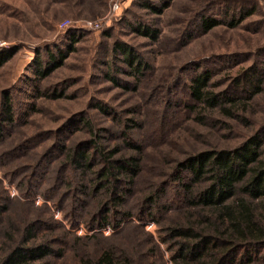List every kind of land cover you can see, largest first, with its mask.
<instances>
[{"label":"rangeland","instance_id":"obj_1","mask_svg":"<svg viewBox=\"0 0 264 264\" xmlns=\"http://www.w3.org/2000/svg\"><path fill=\"white\" fill-rule=\"evenodd\" d=\"M167 1L0 0V53L11 54L0 66V264L40 245L53 253L35 264H81L107 250L132 264H264L263 232L258 249L253 236L204 251L170 234L212 237L217 221L190 205L207 184L180 163L256 134L264 161V0H172L157 13ZM205 18L218 25L203 32ZM61 52L63 64L40 78L38 62ZM204 73L215 108L190 92ZM127 158L134 178L119 169ZM237 199L264 229V201ZM102 219L110 225L89 230ZM192 252L200 257L184 260Z\"/></svg>","mask_w":264,"mask_h":264},{"label":"trees","instance_id":"obj_2","mask_svg":"<svg viewBox=\"0 0 264 264\" xmlns=\"http://www.w3.org/2000/svg\"><path fill=\"white\" fill-rule=\"evenodd\" d=\"M171 1L169 0L167 3H164L162 9L156 12L158 13L167 9ZM217 25V21L205 18L202 20L201 27L203 32H206ZM77 32L69 31L67 35L72 43L77 42ZM153 38L156 37L154 36ZM70 49L72 50V47ZM9 53H0V66L9 60L11 56ZM124 54L127 56L126 62L134 68L135 72L141 74V71H143L141 68L142 63H138L135 66L136 60L132 52L130 53V51L127 52L125 50ZM65 59L66 57L63 52L59 54L50 53L47 60L38 62L36 73L39 74L40 78H46L52 71L59 68ZM209 81L210 75L207 73L195 77L190 92L193 98L201 105L215 108L218 105L219 97L208 91ZM6 111L9 114L10 105L8 104L6 105ZM262 146L263 140L259 134H256L234 150L203 152L179 164L180 167L190 172L192 183L207 184L199 193L191 195L189 198L190 205L210 209L213 212V216L211 217H214L217 221H215V226L212 224L209 227L213 230L212 237L206 235L207 237L203 239V233H193L192 230L194 229L189 227L171 229L170 234L172 238L193 237L194 240H201L197 248L200 251L201 249L204 251L210 246V243L215 245L230 242L232 246L241 239L246 241L247 239H252L250 237L256 236L255 240L254 238L252 239L254 240L252 246L257 249L260 248L259 243H261L260 239L262 236H258V234L264 233V229L259 230L255 226L254 217L251 215L249 207L241 200L239 201L237 196L244 194L253 201H264V161L260 159ZM81 159L84 160L85 157L80 156L79 160ZM79 160L76 158V163ZM118 165L122 173L131 178L136 177L138 174L135 158L124 159ZM177 174L173 178H176ZM148 201L151 202L152 199L149 198ZM107 220L95 221L87 227L89 230L102 228L110 225L111 222H107ZM120 222L113 223V225L119 226ZM73 225L77 226L76 224ZM33 229L28 231L29 234ZM185 249L186 247H184ZM52 253L53 251L47 245L31 248L17 247L4 261V264H35L50 257ZM191 254L188 255L191 259H187L188 256L184 255V260L196 261L200 257V254L195 255L193 252ZM209 260L207 264H224L223 260L220 263L216 262L213 258H209ZM249 262H251V258ZM235 263V261L229 262V264ZM81 264H132V261L128 257L118 255L115 251L107 250L96 259H82Z\"/></svg>","mask_w":264,"mask_h":264},{"label":"built area","instance_id":"obj_3","mask_svg":"<svg viewBox=\"0 0 264 264\" xmlns=\"http://www.w3.org/2000/svg\"><path fill=\"white\" fill-rule=\"evenodd\" d=\"M64 24H66V23H64ZM90 26L93 28H98L100 26V24L99 23H91Z\"/></svg>","mask_w":264,"mask_h":264}]
</instances>
